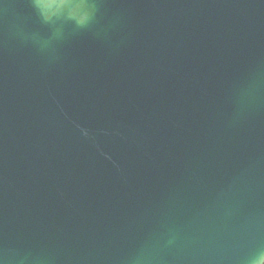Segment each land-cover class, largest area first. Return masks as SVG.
Masks as SVG:
<instances>
[{
  "label": "water",
  "instance_id": "water-1",
  "mask_svg": "<svg viewBox=\"0 0 264 264\" xmlns=\"http://www.w3.org/2000/svg\"><path fill=\"white\" fill-rule=\"evenodd\" d=\"M0 0V264H250L264 252V0Z\"/></svg>",
  "mask_w": 264,
  "mask_h": 264
},
{
  "label": "clouds",
  "instance_id": "clouds-1",
  "mask_svg": "<svg viewBox=\"0 0 264 264\" xmlns=\"http://www.w3.org/2000/svg\"><path fill=\"white\" fill-rule=\"evenodd\" d=\"M33 5L45 22L67 21L77 27L87 25L94 13L93 0H33ZM250 264H264V252L258 253Z\"/></svg>",
  "mask_w": 264,
  "mask_h": 264
}]
</instances>
